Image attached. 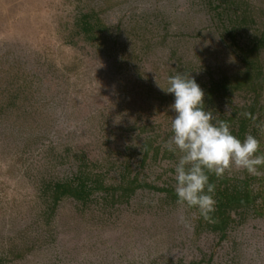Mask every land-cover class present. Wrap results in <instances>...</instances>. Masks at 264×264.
Returning a JSON list of instances; mask_svg holds the SVG:
<instances>
[{"label": "rangeland", "instance_id": "obj_1", "mask_svg": "<svg viewBox=\"0 0 264 264\" xmlns=\"http://www.w3.org/2000/svg\"><path fill=\"white\" fill-rule=\"evenodd\" d=\"M239 1L255 18L243 42L264 32V0ZM78 2L0 0V251L25 250L7 264H264V165L258 176L225 172L256 176L262 192L258 211L223 240L196 233V209L155 187L110 208L97 203L81 210L65 199L46 221L41 182L72 173L75 153L102 163L115 184L120 164L132 154L135 162L146 139L167 148L175 96L156 79L167 87L169 77L187 73L203 89L244 69L202 0H83L110 27L94 42H72ZM260 56L264 64V47ZM253 96L237 89L210 111L241 114ZM253 116L260 155L264 84ZM178 160L176 152L150 162L146 180L155 186L175 180Z\"/></svg>", "mask_w": 264, "mask_h": 264}, {"label": "trees", "instance_id": "obj_2", "mask_svg": "<svg viewBox=\"0 0 264 264\" xmlns=\"http://www.w3.org/2000/svg\"><path fill=\"white\" fill-rule=\"evenodd\" d=\"M202 2L204 8L210 12L220 37L236 49L244 64V69L233 78L223 75L216 80L212 79L209 84H203L206 93L205 108L210 110L211 105H215L213 103L216 99L226 97L237 89L253 93V102L242 109L241 114L235 109L229 114L212 109L213 115L217 119L226 121L232 133L243 141L248 134L254 133L253 115L264 84V64L260 56V51L264 47V32L249 35L242 42V33L248 31L250 24L255 21V18L242 8V3L239 0H202ZM76 7L69 41H75V37L90 42L99 40L101 35L109 30V24L96 8H87L83 0H79ZM137 153L135 162V155L132 154L131 160L120 164L118 181L115 184L107 182L108 168L102 163L90 159L84 151L75 153L76 168L72 173L61 178L43 179L41 182L40 197L46 221L50 222L54 218L61 202L65 199L74 200L81 210L94 207L97 203L110 208L117 202L129 203L138 192L155 187L165 191L167 200L168 198L173 201L178 200L175 192L176 180L169 179L163 186H155L146 180L143 172L150 162L159 158L174 157V153L164 148L161 143L156 144L153 139H146ZM208 175L209 182L216 185L213 194L216 201L215 211L210 214L212 220L209 222L205 221L198 209L193 207L198 213L195 231L196 233L211 232L219 240H223L236 223L244 221L251 213L258 211L257 202L262 186L256 185V176L239 178L224 174L223 177L218 178L214 173ZM24 252L25 250L16 253L13 248H9L6 252L0 251V264H7L9 258L23 255Z\"/></svg>", "mask_w": 264, "mask_h": 264}, {"label": "clouds", "instance_id": "obj_3", "mask_svg": "<svg viewBox=\"0 0 264 264\" xmlns=\"http://www.w3.org/2000/svg\"><path fill=\"white\" fill-rule=\"evenodd\" d=\"M156 84L175 96L171 105L176 113L171 121L173 135L165 147L179 154L174 177L178 203L197 208L204 220L211 222L216 185L209 182L208 173L219 178L236 168L261 175L258 166L264 165V154H257L260 141L251 134L241 141L226 121L206 110L205 92L190 74L169 77L167 87L157 79Z\"/></svg>", "mask_w": 264, "mask_h": 264}]
</instances>
